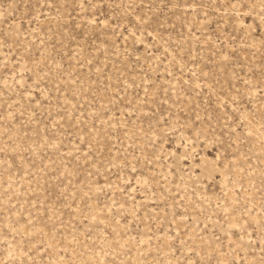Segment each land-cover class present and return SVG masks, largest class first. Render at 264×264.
Listing matches in <instances>:
<instances>
[{
	"label": "rangeland",
	"instance_id": "374dc122",
	"mask_svg": "<svg viewBox=\"0 0 264 264\" xmlns=\"http://www.w3.org/2000/svg\"><path fill=\"white\" fill-rule=\"evenodd\" d=\"M0 264H264V0H0Z\"/></svg>",
	"mask_w": 264,
	"mask_h": 264
}]
</instances>
